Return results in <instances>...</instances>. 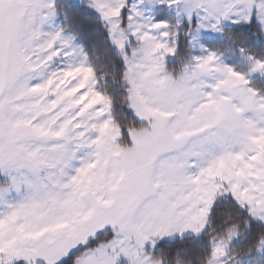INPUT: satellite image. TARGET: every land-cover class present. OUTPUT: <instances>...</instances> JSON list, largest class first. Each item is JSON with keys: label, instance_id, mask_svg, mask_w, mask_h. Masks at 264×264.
Listing matches in <instances>:
<instances>
[{"label": "snow or ice", "instance_id": "1", "mask_svg": "<svg viewBox=\"0 0 264 264\" xmlns=\"http://www.w3.org/2000/svg\"><path fill=\"white\" fill-rule=\"evenodd\" d=\"M0 264H264V0H0Z\"/></svg>", "mask_w": 264, "mask_h": 264}]
</instances>
